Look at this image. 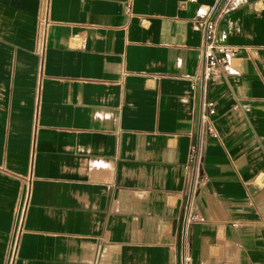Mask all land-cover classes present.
<instances>
[{
  "label": "crops",
  "instance_id": "1",
  "mask_svg": "<svg viewBox=\"0 0 264 264\" xmlns=\"http://www.w3.org/2000/svg\"><path fill=\"white\" fill-rule=\"evenodd\" d=\"M225 1L0 0V264H264V0L219 19L183 235L196 21Z\"/></svg>",
  "mask_w": 264,
  "mask_h": 264
},
{
  "label": "built area",
  "instance_id": "2",
  "mask_svg": "<svg viewBox=\"0 0 264 264\" xmlns=\"http://www.w3.org/2000/svg\"><path fill=\"white\" fill-rule=\"evenodd\" d=\"M184 2H198V0H183ZM233 0H226L221 7L210 8L196 21V26L202 31V71L194 78V87H201V112L199 116V131L197 141L190 145L187 163L184 166L187 197L186 212L183 223L184 240L187 238L188 226L198 220V212L193 209V199L200 193L205 183L202 172L204 159V143L208 135H215L213 115L216 108L213 100L207 98V87L210 79L216 74L220 65L236 54L235 46L219 43L216 40L217 25L220 17L228 10V5ZM186 247V245H185ZM184 264H191L188 252L183 254Z\"/></svg>",
  "mask_w": 264,
  "mask_h": 264
}]
</instances>
